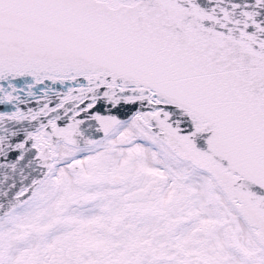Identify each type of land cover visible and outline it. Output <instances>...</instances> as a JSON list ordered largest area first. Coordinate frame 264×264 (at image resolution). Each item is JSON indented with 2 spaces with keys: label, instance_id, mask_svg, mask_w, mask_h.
I'll use <instances>...</instances> for the list:
<instances>
[{
  "label": "snow or ice",
  "instance_id": "6c2138e0",
  "mask_svg": "<svg viewBox=\"0 0 264 264\" xmlns=\"http://www.w3.org/2000/svg\"><path fill=\"white\" fill-rule=\"evenodd\" d=\"M0 264H264V0H0Z\"/></svg>",
  "mask_w": 264,
  "mask_h": 264
}]
</instances>
